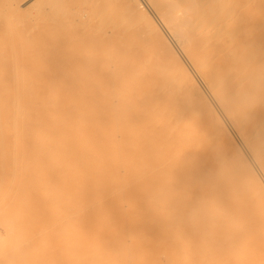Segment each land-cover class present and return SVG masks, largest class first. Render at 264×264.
<instances>
[{"label":"bare ground","instance_id":"obj_1","mask_svg":"<svg viewBox=\"0 0 264 264\" xmlns=\"http://www.w3.org/2000/svg\"><path fill=\"white\" fill-rule=\"evenodd\" d=\"M103 1L0 0V264L264 240V0Z\"/></svg>","mask_w":264,"mask_h":264},{"label":"rangeland","instance_id":"obj_2","mask_svg":"<svg viewBox=\"0 0 264 264\" xmlns=\"http://www.w3.org/2000/svg\"><path fill=\"white\" fill-rule=\"evenodd\" d=\"M68 1H70V2L72 1V4H70L71 6H75L78 4L79 5L85 4L84 0H82V1L81 0H68ZM107 1H109V0L103 1V7H105L104 5L106 4ZM114 1H116V0H114ZM114 1L113 2L109 1V3H111L110 6L113 5ZM229 1L232 4H235L239 0H229ZM258 1L259 0H252V3H256L255 6L258 7L260 5V3ZM70 2H68V4ZM104 2H105V4H104ZM101 4H102V2H101ZM116 4L117 3L115 2V5ZM107 5H108V3H107ZM115 5H113V6H115ZM97 7H99V8H97ZM97 7L94 8L95 13L99 10L102 12L103 9L106 10L105 13H107V14L111 13L110 9H108L110 12H107L106 8H109V7L102 9L101 8L102 5L100 7V3L98 4ZM112 7H110V8H112ZM116 8L117 7H115V9ZM113 10H114V8H113ZM116 10H114V11H116ZM114 11L112 13H114ZM117 11H119V9ZM117 11H116V13H117ZM94 12L92 14V20L93 21H91V23L93 24L94 27L95 26L98 27V25L101 26L102 21L105 24V22H107L109 20V19L106 20V17H104L106 21L104 20V18L101 19V17H100L101 14L98 13V14H100L99 15L100 19H99L97 17L98 15L96 16V14ZM124 12H122L123 14L121 12H119L118 15L120 16V13H121L122 17L125 15V17H127L129 19L128 20H122L124 23L121 24L122 21L118 19L120 17L116 14V16H118V18L117 17L116 18L121 23L119 21L117 22V20H115L114 22L119 26L135 25L136 22L135 23L130 22V21H133V17L130 16L131 14H129L128 11L125 12L126 14ZM135 13H137V12L134 11L132 14H135ZM107 14L103 13V15H107ZM103 15H102V17H103ZM135 15L136 16H134L135 17L134 21H136V19L139 18L137 16V14H135ZM94 16H96V17L94 18ZM112 16H114V19H115V15H112ZM84 17H85V19L87 18V16H84ZM122 17H121V19H124ZM130 18L132 20H130ZM95 20H97V23ZM110 20H111V18H110ZM125 21H126V24H125ZM137 21H139V19ZM108 23L109 22H107V24ZM132 23H134V24H132ZM166 242L167 241L165 239H160L157 242V245L162 246V245L166 244ZM170 244H171V249L174 250V252H173V254L169 260V263L166 260H162V262L164 264H167V263L168 264H264V240H262V241H257V240L235 241V240H233V238H231L228 235H223V234H218V233L216 234L212 230V228L203 229L201 231L200 236H198V237H193L190 239L185 238V237L184 238H180V237L177 238L176 237V238H174V240L170 239L169 245ZM162 262H161V264H163ZM142 263H144L143 260L141 262H139V261L138 262L126 261V262L120 263V264H142ZM158 264H160V263H158Z\"/></svg>","mask_w":264,"mask_h":264}]
</instances>
